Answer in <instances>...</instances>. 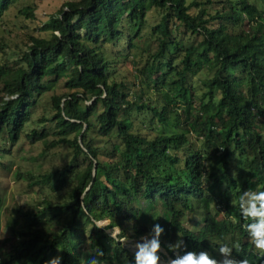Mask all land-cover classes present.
Segmentation results:
<instances>
[{"label": "trees", "instance_id": "obj_1", "mask_svg": "<svg viewBox=\"0 0 264 264\" xmlns=\"http://www.w3.org/2000/svg\"><path fill=\"white\" fill-rule=\"evenodd\" d=\"M10 3L0 2V15ZM220 3L212 9V0L65 1L40 28L49 38L29 35L14 65L0 63V137L11 145L22 136L30 145L44 142L45 128H25L49 85L62 82L64 90L50 98L52 115L40 122L54 124L47 145L71 152L62 168L38 181L50 186L48 194L18 209L21 224L12 242H1L0 264H46L58 256L60 264H135L124 242L150 234L155 223L173 259L187 251L212 257L227 244L233 257L264 264L251 251L243 227L251 221L239 206L244 192L264 191V11L249 0ZM153 10L160 14L149 29L156 49L136 69L138 83L127 85L104 49L121 40L135 48L124 31L139 37ZM35 11L29 5L19 14L32 20ZM5 49L0 44L1 54ZM204 70L210 77L198 97L187 83ZM145 89L160 100L147 98ZM171 116L177 132H152ZM64 187L65 198L57 200L53 191ZM202 203V226L193 232L182 220ZM102 221L107 225L97 227Z\"/></svg>", "mask_w": 264, "mask_h": 264}, {"label": "rangeland", "instance_id": "obj_2", "mask_svg": "<svg viewBox=\"0 0 264 264\" xmlns=\"http://www.w3.org/2000/svg\"><path fill=\"white\" fill-rule=\"evenodd\" d=\"M1 1L2 0H0V2ZM65 1L76 0H11V5L4 13H2V15H0V44H5L6 46L5 52L2 54L0 53V63L14 65L13 61L18 59L20 51L26 49L28 45L27 37L29 35L49 38L50 34L48 32H42L40 28L48 22L52 16L58 14L61 5ZM212 1L213 4L209 6L210 8H220L221 0ZM249 2L256 6L259 11H264L263 0H249ZM29 5L36 6V11L34 13L35 18L32 20L26 19L19 14V11L23 7ZM195 10L196 9L192 8L191 12L196 13ZM159 20V12L153 10L148 15L149 27L143 29L139 37L135 38L133 32L128 30L124 31V38H132V44L135 45V48L129 49L126 42L121 40L117 43L107 45L104 49L106 60L110 63L111 67H113L112 70L115 69L114 74H116V78H122L124 82H127V85L138 83L139 75L136 73V69H140L145 64L148 51L149 54H151L156 49V42L150 36L149 29L151 26L156 25ZM74 23H76V19L74 20ZM176 63L180 64L179 61ZM204 71L206 74H197L195 79H190V82L187 83V85L190 84L189 86H193L198 97L201 96L204 89L202 80L207 76L210 77V75L207 74V70ZM1 88L2 86L0 84V90ZM49 88L50 91L41 97L35 108L32 110V122L25 128V133L28 134L33 129L41 130L42 128H45L49 132V136L45 141L30 145L27 140L24 139V136H22L18 144L11 145L6 140L5 136L4 138L0 137V149H5L9 152L8 154H2L0 152V199L2 200V206L0 208V246H2L1 242L3 240L12 242L13 231L21 224V220L17 215L18 209L32 208L38 203V201L48 194L50 186L38 184L41 177L49 172L62 168L71 157V152L66 146L60 145L59 147L54 148L47 145L55 138L54 135H52L54 124L49 122L41 123L40 119L50 118L53 111L50 98L54 94H60L64 90L62 89V82H57L54 85L50 84ZM144 94L153 102L160 100V94L158 96L155 90L145 89ZM92 101L93 100L87 101V104H91ZM193 106H198V102H193ZM135 124H139V121H136ZM176 125V120L171 116L169 125L166 128L160 129L157 127L156 130L152 132L156 134L161 131L175 133L177 132V130H175ZM139 131L146 133L147 129L145 131L142 126ZM92 137L96 144L101 143L100 139L94 135ZM196 144L198 145L197 142ZM46 146L49 148L47 149ZM82 161V158H80V164L82 166L86 165V162ZM67 189V187H64L58 192L53 191L54 196L56 195L55 198L57 200L64 199ZM142 205H145V203L142 202ZM200 205L202 206L199 207L198 204H195L194 213L185 215L182 220L183 225L193 232H198L202 226V219L205 213L202 208L204 203ZM99 223L102 227L107 225V221ZM117 233L118 230L115 229L111 234L112 237H115ZM148 235L149 234H146L145 236ZM140 240L141 238L125 240V248H129L132 253H135V245ZM8 242H3V245L6 248H9L10 246ZM158 255L160 257L159 264L169 263L171 257L168 256L161 246ZM212 257L219 260L218 258L221 256L216 258L214 255Z\"/></svg>", "mask_w": 264, "mask_h": 264}, {"label": "clouds", "instance_id": "obj_3", "mask_svg": "<svg viewBox=\"0 0 264 264\" xmlns=\"http://www.w3.org/2000/svg\"><path fill=\"white\" fill-rule=\"evenodd\" d=\"M239 206L242 216L251 221L243 226L249 236L251 251L258 258H262L264 256V191L249 190L244 192L239 198ZM97 227H102V225L97 222ZM163 232L164 228L155 223L150 234L142 237L136 243L135 264H159V237ZM182 243V241H178L175 246L170 245V247H179ZM218 251L219 253L216 252L215 255L216 258L221 256L218 258L219 260L211 257L206 251H200L199 253L187 251L174 259L168 255L171 257L169 264H249L246 258L233 257L232 248L227 244L220 246ZM60 259L61 257L58 256L46 262V264H60ZM89 264H97L96 259H91Z\"/></svg>", "mask_w": 264, "mask_h": 264}, {"label": "built area", "instance_id": "obj_4", "mask_svg": "<svg viewBox=\"0 0 264 264\" xmlns=\"http://www.w3.org/2000/svg\"><path fill=\"white\" fill-rule=\"evenodd\" d=\"M9 99H10V98H8L7 96L4 97V100H6V101L9 100Z\"/></svg>", "mask_w": 264, "mask_h": 264}, {"label": "water", "instance_id": "obj_5", "mask_svg": "<svg viewBox=\"0 0 264 264\" xmlns=\"http://www.w3.org/2000/svg\"><path fill=\"white\" fill-rule=\"evenodd\" d=\"M94 175H95V170H94Z\"/></svg>", "mask_w": 264, "mask_h": 264}, {"label": "bare ground", "instance_id": "obj_6", "mask_svg": "<svg viewBox=\"0 0 264 264\" xmlns=\"http://www.w3.org/2000/svg\"><path fill=\"white\" fill-rule=\"evenodd\" d=\"M165 264H169V263H165Z\"/></svg>", "mask_w": 264, "mask_h": 264}]
</instances>
